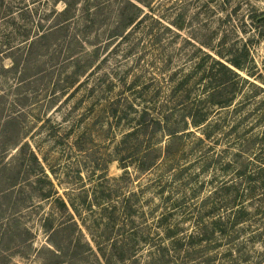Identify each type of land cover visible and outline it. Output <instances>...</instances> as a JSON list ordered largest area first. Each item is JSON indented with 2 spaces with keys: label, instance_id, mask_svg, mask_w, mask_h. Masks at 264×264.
I'll return each mask as SVG.
<instances>
[{
  "label": "rangeland",
  "instance_id": "obj_1",
  "mask_svg": "<svg viewBox=\"0 0 264 264\" xmlns=\"http://www.w3.org/2000/svg\"><path fill=\"white\" fill-rule=\"evenodd\" d=\"M0 264H264V0H0Z\"/></svg>",
  "mask_w": 264,
  "mask_h": 264
},
{
  "label": "trees",
  "instance_id": "obj_2",
  "mask_svg": "<svg viewBox=\"0 0 264 264\" xmlns=\"http://www.w3.org/2000/svg\"><path fill=\"white\" fill-rule=\"evenodd\" d=\"M216 64L220 65L221 66V69H223L224 72H229L233 75H236L238 76V74L236 73V71H234V69L232 67H230L229 65L221 62L220 60H215ZM230 64H232L233 66H235L236 68H240V62L239 60L237 59H230L229 60ZM149 114V109L147 108H144L142 114H141V119H140V125H143V126H146L148 125V123H152V124H155L157 126H159L162 122L164 123V125H168V121L170 119V116L167 114L165 115L166 113H163V114H160V116H158V113H156V115L154 116H150L148 118H145V115L147 116ZM191 121L195 124L197 123L200 119H202L201 117L199 118H194V114H191ZM141 127V126H140ZM169 134L173 135L175 134V130L171 129L169 130ZM144 156V154L142 155V157ZM151 160H140L139 164H138V167L140 168V170H143L144 168H147L148 166L151 165ZM61 203L64 207H66L67 205L65 204L64 201L61 200ZM48 229L49 230H52L54 231V227L53 226H48Z\"/></svg>",
  "mask_w": 264,
  "mask_h": 264
}]
</instances>
